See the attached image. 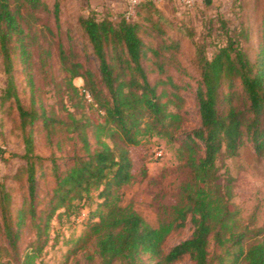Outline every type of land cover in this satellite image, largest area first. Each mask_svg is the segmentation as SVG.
Listing matches in <instances>:
<instances>
[{
	"label": "trees",
	"instance_id": "1",
	"mask_svg": "<svg viewBox=\"0 0 264 264\" xmlns=\"http://www.w3.org/2000/svg\"><path fill=\"white\" fill-rule=\"evenodd\" d=\"M40 7L48 9L42 0H0V59L5 77L0 103H9L18 118L27 189L14 218L7 216L4 206L0 208L1 232L7 240L2 249L9 255L1 257L0 264H33L48 243L53 217L79 216L86 208L90 210L84 221L96 236L101 264H149L144 256L151 264H172L185 257L191 264H264L263 230L241 221L232 201V178H221L217 164L237 156L247 142L257 155L264 153L262 61H251L238 36L228 35L234 33L231 28L226 27L225 42L213 52L195 44L189 61L198 74L194 96L200 125L186 130L180 87L167 72L171 66L180 68V39L153 47L141 36L152 31L138 20L127 19L126 7L118 21L89 14L79 17L78 23L97 66L86 65L71 51L67 54L58 42L62 90L61 111L56 112L48 109L35 89L34 52L41 50V67L52 54L51 41L43 45L47 36L34 29L41 21L34 10ZM139 7L154 8V4L144 1L135 8ZM59 12L56 1L52 7L56 28ZM261 23L264 41V0ZM148 53L155 58L151 68L145 66ZM16 60L28 77V103L18 94L13 74ZM150 73L157 78L149 80ZM77 77L83 80L81 87L73 82ZM36 129L49 145L64 152L60 163L51 153L49 172L41 171L40 177L49 176L52 184L45 204L38 199L37 171L43 158L35 153ZM143 136L175 141L190 174L184 203L175 207L173 220L160 227L122 206L116 192L133 178L129 148ZM27 220L34 236L21 247ZM187 222L190 236L165 251L170 231Z\"/></svg>",
	"mask_w": 264,
	"mask_h": 264
},
{
	"label": "rangeland",
	"instance_id": "2",
	"mask_svg": "<svg viewBox=\"0 0 264 264\" xmlns=\"http://www.w3.org/2000/svg\"><path fill=\"white\" fill-rule=\"evenodd\" d=\"M15 2V0H11ZM47 10L41 7L34 10L41 21L35 23V30L44 34L46 45L52 43V54L48 62L41 67L39 61L40 49L34 52L35 89L48 109L60 112V91L62 90V73L57 59V44L62 42L67 54H76V58L86 65L96 67L97 60L92 55L90 45L82 33L78 18L95 14L108 16L112 21H118L126 4L124 0H42ZM60 6L59 26L55 27L52 14L54 2ZM262 0H200L191 8H182L173 0H155L154 8H134L129 18L138 20L152 33L141 34L142 38L153 47L160 41L180 39V68L169 67L168 73L179 85L177 90L183 98L180 111L185 116L183 129L192 130L200 125L198 107L194 89L198 74L189 59L194 53L195 44H204L208 52H213L226 40V27L234 30L228 35H236L246 50L251 61H262L264 68V41L261 23ZM179 20L181 22H179ZM182 23V24H181ZM225 25V26H224ZM263 50V51H261ZM165 55L169 52L165 51ZM43 56V55H42ZM145 62L151 68L155 60L148 53ZM15 83L19 97L28 103L30 89L28 77L21 63H14ZM156 73L148 74L149 80L157 78ZM77 87L83 85L80 77L74 78ZM5 77L2 73L0 59V91L4 88ZM170 110L174 107L170 105ZM34 136L35 153L43 158L42 168L38 169V199L45 204L50 187L49 176L40 177L41 171L49 172L51 153L57 162L63 160L64 152L58 151L54 145H49L36 129ZM70 144V145H69ZM71 146V142H68ZM69 147H66L67 150ZM162 151L161 155L158 153ZM24 145L22 133L18 127L15 110L9 104L0 103V208L5 207L7 216L14 218L15 212L24 196L26 182L23 174L25 161L22 158ZM132 160V180L116 192L119 203L137 211L154 227L168 225L174 218V209L184 203V188L190 179L184 159L179 156L177 144L166 137L143 136L140 143L129 148ZM221 178H232V201L239 211V217L244 224L251 228H261L264 234V153L257 155L251 143L247 142L235 157H226L217 162ZM89 208L79 216L53 217L48 231V243L41 255L33 264H101L100 257L95 251L96 236L90 231L84 221ZM1 212V210H0ZM2 219L0 213V260L7 258L2 246L7 240L2 235ZM27 220L22 229L20 246H25L33 238V229ZM192 232L191 224L176 227L167 235L163 249L187 239ZM146 263H153L148 256L143 257ZM115 264H119L116 262ZM172 264H191L185 257Z\"/></svg>",
	"mask_w": 264,
	"mask_h": 264
},
{
	"label": "built area",
	"instance_id": "3",
	"mask_svg": "<svg viewBox=\"0 0 264 264\" xmlns=\"http://www.w3.org/2000/svg\"><path fill=\"white\" fill-rule=\"evenodd\" d=\"M144 1H151L153 3L155 2V0H124L126 4L125 17L128 19L129 15L133 13L134 8L138 4ZM173 1L179 4L182 8H186V9L194 7L200 2V0H173ZM161 154H162V151L158 153V155H161Z\"/></svg>",
	"mask_w": 264,
	"mask_h": 264
}]
</instances>
